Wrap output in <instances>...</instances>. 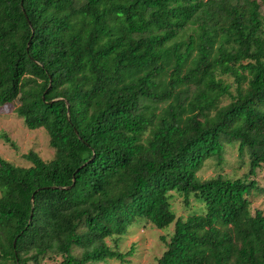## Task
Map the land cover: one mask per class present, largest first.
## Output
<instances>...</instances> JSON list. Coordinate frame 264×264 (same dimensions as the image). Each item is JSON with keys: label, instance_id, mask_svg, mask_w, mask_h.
<instances>
[{"label": "trees", "instance_id": "1", "mask_svg": "<svg viewBox=\"0 0 264 264\" xmlns=\"http://www.w3.org/2000/svg\"><path fill=\"white\" fill-rule=\"evenodd\" d=\"M262 4L0 0V106L55 151L0 156V264H129L142 223L156 264H264ZM230 144L248 173L202 179Z\"/></svg>", "mask_w": 264, "mask_h": 264}, {"label": "rangeland", "instance_id": "2", "mask_svg": "<svg viewBox=\"0 0 264 264\" xmlns=\"http://www.w3.org/2000/svg\"><path fill=\"white\" fill-rule=\"evenodd\" d=\"M261 12L264 15V5H261ZM235 88L234 86L232 87ZM232 89V90H233ZM230 100L223 101V105L229 103ZM19 102L10 105L0 106V156L5 160L20 167H29L31 164L24 158V155L30 151L38 153V155L45 161H50L54 158L55 151L49 145V136L45 130L31 131L26 128L24 122L18 117L16 109ZM8 135L14 142L17 149H13L5 143L2 135ZM249 158L247 155L239 156L238 145H226L224 151V162L217 166L215 160L207 162L200 172V177L204 180L214 178L218 175L229 176L233 179L243 177L248 173ZM259 180L261 187H264V173L260 174ZM174 203L175 211L180 216H186L191 209L185 208L182 200L175 198ZM252 211L257 208L264 211V193L255 192L251 197ZM173 230V227L168 231H160L151 226L140 225L135 227L131 234L128 235L121 245L123 252L131 250L132 246L135 247L134 256L130 258L129 264H156V258L161 256L166 250V243L162 241V237L168 235ZM78 253V252H77ZM61 259L59 258V261ZM43 264H55V262L44 261ZM101 264H121L118 262L110 261Z\"/></svg>", "mask_w": 264, "mask_h": 264}]
</instances>
